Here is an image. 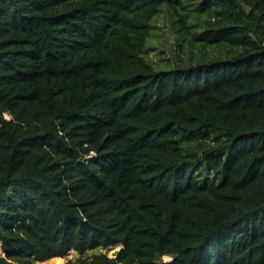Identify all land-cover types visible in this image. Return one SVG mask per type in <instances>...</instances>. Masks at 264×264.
<instances>
[{
  "label": "trees",
  "instance_id": "16d2710c",
  "mask_svg": "<svg viewBox=\"0 0 264 264\" xmlns=\"http://www.w3.org/2000/svg\"><path fill=\"white\" fill-rule=\"evenodd\" d=\"M69 251L264 264V0H0V264Z\"/></svg>",
  "mask_w": 264,
  "mask_h": 264
},
{
  "label": "rangeland",
  "instance_id": "374dc122",
  "mask_svg": "<svg viewBox=\"0 0 264 264\" xmlns=\"http://www.w3.org/2000/svg\"><path fill=\"white\" fill-rule=\"evenodd\" d=\"M156 28L154 30V36L149 40L148 57L159 68H164L163 64L168 62L173 63L177 56H183V53L176 45V33L173 30L170 14L166 6H163L160 13L156 17L154 22ZM118 247L111 249H96L89 251L86 255H90L96 252H105L111 256ZM80 255L75 251H69L63 258L54 260V263L70 262L76 264V260ZM165 261L170 260L164 257Z\"/></svg>",
  "mask_w": 264,
  "mask_h": 264
}]
</instances>
